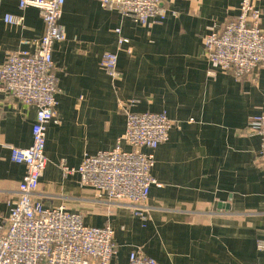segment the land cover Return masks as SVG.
I'll list each match as a JSON object with an SVG mask.
<instances>
[{
  "label": "crops",
  "instance_id": "obj_1",
  "mask_svg": "<svg viewBox=\"0 0 264 264\" xmlns=\"http://www.w3.org/2000/svg\"><path fill=\"white\" fill-rule=\"evenodd\" d=\"M241 1L164 0L165 19L142 25L97 0H66L60 24L67 39L53 49L59 122L48 127L47 168L36 200L81 214L86 226L110 225L117 246L111 264H127L135 250L160 264H264V165L258 161L261 140L248 130L251 118L264 114V66L238 80L212 65L205 48L210 33L239 17ZM252 3L264 29V0ZM6 15L24 22L6 24ZM44 34L37 10L3 0L0 67L10 52L35 53L32 43ZM120 38L129 42L122 49ZM106 52L118 54L116 83L100 67ZM0 100L4 225L26 176L9 148L32 145L36 109ZM121 101L134 113L166 112L175 124L168 142L154 151L151 174L162 187L151 188L142 216L109 206L99 191L81 185L78 174L63 170L116 148L127 122Z\"/></svg>",
  "mask_w": 264,
  "mask_h": 264
},
{
  "label": "built area",
  "instance_id": "obj_2",
  "mask_svg": "<svg viewBox=\"0 0 264 264\" xmlns=\"http://www.w3.org/2000/svg\"><path fill=\"white\" fill-rule=\"evenodd\" d=\"M97 1L104 8L117 11L142 25L160 22L167 14L164 0ZM2 2L0 0V8ZM17 2L22 11L35 9L39 12L45 24V34L32 43L35 53L10 52L0 67V97L5 96L8 100L36 109L32 145L27 149L9 148L13 162L26 167V176L18 187V202L6 224L0 225V264H111L117 254V246L115 232L110 225L86 226L81 214L71 213L63 207L45 208L36 200L47 168L48 127L59 122L53 49L67 39L60 24L66 0ZM4 20L13 26H21L24 22L23 17L13 15H6ZM260 21L261 12L252 0H242L239 17L222 31H213L206 37L209 62L238 80L249 77L264 66V29ZM127 44L128 40L120 38L119 49ZM100 67L113 82L121 79L117 53H104ZM119 105L127 122L125 134L116 148L93 156L86 155L78 169L63 166V170L66 175L78 174L81 185L99 191L109 206H124L142 216L148 209L151 188L162 187L151 174L155 165L154 151L168 142L175 124L166 112L134 113L130 103L121 101ZM2 108L0 100V118ZM248 130L261 140L258 161L264 165V114L251 118ZM123 144L131 150H123ZM127 264L160 263L142 250H135L129 254Z\"/></svg>",
  "mask_w": 264,
  "mask_h": 264
}]
</instances>
